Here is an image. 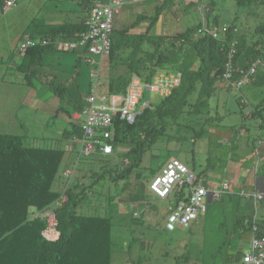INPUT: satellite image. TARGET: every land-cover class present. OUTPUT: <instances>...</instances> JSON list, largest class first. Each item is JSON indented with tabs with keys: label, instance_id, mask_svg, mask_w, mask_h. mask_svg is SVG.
<instances>
[{
	"label": "trees",
	"instance_id": "16d2710c",
	"mask_svg": "<svg viewBox=\"0 0 264 264\" xmlns=\"http://www.w3.org/2000/svg\"><path fill=\"white\" fill-rule=\"evenodd\" d=\"M77 1L89 14L94 0ZM256 2L264 5V0H236L237 6ZM161 7L156 6L155 15L138 14L136 20L125 28L116 30L114 27L110 54L102 60L108 70L118 71L105 84L107 93L124 92L133 76L146 82L160 72H179L182 77L179 86L168 97L151 102L132 124L116 121L111 141L112 154L97 155L101 158L113 154L123 157L121 167L113 169L119 178L129 176L140 165L145 151L168 129L173 126L183 127L182 122L186 117L198 116L203 108L208 107L207 99L213 93L216 83H224L222 73L234 38L232 31L222 42L195 36L202 23L175 35H152L150 32ZM204 16L207 19V14ZM143 21H149L146 29L133 32ZM84 22L79 27L69 24L39 26L32 23L29 30L41 34L39 37L42 38L59 34L73 37L84 29ZM217 22L215 18L213 25ZM224 24L236 26L232 23ZM253 30L249 41L245 34L235 36L238 45L234 61L238 67H247L261 54L264 20ZM51 48L36 46L28 49L23 65L26 69L39 65L43 53ZM83 106L84 102L72 103L73 111L76 112L81 111ZM263 109L256 114L262 120ZM73 121V136L81 137V126L76 120ZM62 162L61 150L27 148L22 146L19 136H0V264H111L110 256L114 247L111 219L83 216L77 212V207L98 179L89 186H85L79 179L71 183L74 174L62 176L65 170L60 173ZM259 171L264 174V164L257 169ZM195 176L206 184L201 174ZM58 178L62 180L59 193L54 189ZM63 193L66 199L61 202ZM46 209L55 213L58 236L54 240H48L42 234L46 228L45 219L32 218L34 212ZM244 219L235 220L236 225L241 221L244 223Z\"/></svg>",
	"mask_w": 264,
	"mask_h": 264
},
{
	"label": "rangeland",
	"instance_id": "374dc122",
	"mask_svg": "<svg viewBox=\"0 0 264 264\" xmlns=\"http://www.w3.org/2000/svg\"><path fill=\"white\" fill-rule=\"evenodd\" d=\"M156 5L162 7L151 29L152 35H175L184 32L202 23L204 15L207 14L205 23L213 25L215 18L218 24L232 23L238 28L239 34L247 35L249 41L254 27L264 20V5L257 2L237 6L236 0H126L118 15V29L131 24L138 14L155 15ZM148 24L149 21L141 22L133 32L144 31ZM260 53L258 57L264 59V44L260 47ZM77 68L80 89L74 86L75 79H72L73 73L70 71L71 74H68L67 78L72 85L71 93L64 91L56 94L54 98L50 96L42 100L43 105H58L56 109L66 117L65 127L63 123H57V119H53L54 123L49 125L52 130L46 129L44 136L55 131L61 135L64 128L73 129L74 125L68 117L73 113L72 103L82 102L90 89L88 67L82 64ZM117 74V70H108L105 64H102L99 90L105 92L109 77H115ZM254 81L255 79L239 90L234 87L227 88L222 82L216 83L213 93L207 99L208 107L203 108L198 116L186 117L182 122L183 127L173 126L168 129L166 134L159 137L155 144L145 151L140 165L127 177L119 178L113 171L116 166L121 167L123 157L120 155L113 154L111 157L101 158L96 153L79 160L78 144L72 145V153L64 150L60 170L69 168L73 171L71 183H76L79 179L85 186H89L98 179L77 207L78 214L111 219L112 237L114 244L119 247L127 236L153 235L159 238L153 242L152 258L155 259H152V262L155 264L162 258H171V253L175 251L173 244L171 246L161 242L168 236L178 240L185 236L191 237V242L187 243V252L191 251V257L180 262L177 260L176 264H237L241 249L247 247L249 233L247 234L246 225L242 221L239 225H244L246 231L245 234L241 233V229L235 224V218L240 213L237 210L239 204H245L243 201H247L240 192H248L251 185L246 170H252L253 159L256 161L257 158L253 156L252 144L256 140L255 125L259 123V119L247 118V115L254 110L256 97L261 96L264 103V83L252 85ZM144 97L150 98L152 102L157 99L155 94H145ZM241 98H244L243 105L240 103ZM74 116H77L76 112L72 114L73 120ZM227 126H231L232 130ZM39 134L41 133L37 132L35 140L29 137L21 138L22 146L33 149L50 148L40 139ZM226 138H231L232 141L228 143ZM232 143L237 146L236 149H231ZM170 160L185 164L196 174H201L208 191L221 192V197L208 202L206 213L193 221L188 229H165V222L158 218V213L166 212L171 204L157 201L151 209L152 216L148 218L155 223H146L145 213L140 211V217L133 216L132 205L123 198L129 197V194L138 189H145L148 182L158 175ZM102 174L103 177L99 178ZM224 184H227L228 190H223ZM54 189L60 192L59 187ZM133 204L136 205V202ZM249 211L250 215L253 213L255 220L256 217L264 220V201H258L257 205L251 203Z\"/></svg>",
	"mask_w": 264,
	"mask_h": 264
},
{
	"label": "crops",
	"instance_id": "0c3cea01",
	"mask_svg": "<svg viewBox=\"0 0 264 264\" xmlns=\"http://www.w3.org/2000/svg\"><path fill=\"white\" fill-rule=\"evenodd\" d=\"M8 1L12 0H0V136L29 137V139L35 140L37 132H40V139H43L46 146L50 147L42 149L67 150V153H72V140L75 137L73 136L74 129L64 128L61 135L55 131L51 132L50 135L44 136L46 129L52 130L49 129V125L54 121L53 119H57V123H63L64 126L66 117L62 113L60 114L58 109H56L58 105H55V103L43 105L42 100L50 96L54 98L56 94L64 91L71 93L70 87L72 85L68 82L67 78V75L71 74L70 71L73 73L72 79H75L74 86L80 89V82H77V74H79L77 66L79 67V65L84 64L82 62V54L79 52L51 48L43 53L39 65L26 69V66L23 65L25 53H20L18 51V46L26 37L37 38L41 36L39 33H31L29 30L30 24L36 23L39 26L69 24L79 27L84 21L83 19L88 15L87 10L77 0H14L13 6L6 7L5 4ZM121 1L124 4L126 0ZM149 8H152V4ZM118 15L115 17L116 19H114V27L116 30H119L117 27ZM205 19L204 17L202 22ZM263 74L264 72H260V74L254 78L255 81L252 85L264 83ZM262 100L261 96L256 97L254 100L256 106H254V110L247 115V118H258L259 123L255 125L257 129L256 140L254 139L255 141L252 144V149L254 150L253 156L255 158L257 156V158L256 161L253 159L252 170H246V172L249 173L247 178L251 181L249 191H258L264 194V174L261 171H259V173L257 172V169L264 164V120L256 115L259 110L264 108ZM83 102L84 98L82 99V104ZM240 103L243 105L244 98H241ZM72 112L74 113L76 111ZM262 116L264 118V113H262ZM71 117L72 116H70V122L74 125V121ZM227 127L232 130L231 126ZM231 138H226L225 141L229 143L232 141ZM236 148L237 146L232 143L231 149ZM62 170H60V173ZM61 181L62 180L58 178L54 188L58 189ZM123 198L132 205L131 209L134 210L133 216L140 217V211L145 213L144 222L146 223H155V221H149L148 218L152 216L151 209H153V205L157 203V201L171 204L166 212L158 213V218L163 219L164 222L167 213L170 212L178 202L176 201V196H171L165 200H159L147 190V187L143 190L138 189V191L129 194V197L124 196ZM211 201V199L208 200V202ZM263 201L264 199L262 202ZM133 202H136V205H134ZM243 203L245 204L239 205L237 210L240 213H238L236 217L237 219L245 218L244 225H246L247 234L249 233V241L247 242V247L241 249L237 264H242L243 253L249 248L250 234L252 231L251 224H256L259 229L258 232L264 233V220L256 217L254 222L252 218L253 213L251 215L249 213L251 202L243 201ZM144 222L140 223L143 224ZM247 224H249V226H247ZM137 225H139V222ZM244 225L237 224L243 234H245L246 231L244 230ZM249 227L250 229H248ZM47 234L52 240L56 239L58 236L57 233L53 231ZM155 239L159 238L153 235H140V237H137V235L127 236L122 246L119 247L116 243L114 244L110 256V263L155 264V262H152V259H155L152 258L153 242ZM161 242L170 244L171 246L173 244L175 251L171 253V258H162L157 264H176L177 260V262H180V260L182 261L185 258L191 257V251L187 252V243L191 242V237L185 236L178 240L168 236Z\"/></svg>",
	"mask_w": 264,
	"mask_h": 264
},
{
	"label": "built area",
	"instance_id": "2783aa9c",
	"mask_svg": "<svg viewBox=\"0 0 264 264\" xmlns=\"http://www.w3.org/2000/svg\"><path fill=\"white\" fill-rule=\"evenodd\" d=\"M13 5L14 0L5 4L6 7ZM122 5L121 0H94L90 13L84 19V29L73 37L62 34L47 38L26 37L18 46L20 53H25L36 46H51L54 49L82 54V62L89 69L90 90L84 97L83 108L76 112L77 116H74L82 130V136L74 137L72 140V144L79 145V160L95 153L102 156L111 155L113 152L111 141L114 137L116 121L132 124L152 102L150 98L145 99V94H155L157 98L168 97L171 91L179 86L182 79L179 72H160L155 74L149 82L133 76L122 93L114 94L99 90L102 60L110 54L114 19L121 12ZM230 31L234 38L227 53L222 80L227 87L239 90L264 70V59L255 58L247 67L236 66L234 56L238 45L235 37L239 34L237 27L224 23L209 25L203 21L194 35L222 42ZM72 173L71 169H65L62 176L69 177ZM195 175L194 170L187 165L170 160L162 167L160 173L148 182L147 190L156 198L165 200L176 196V199H179L175 207L166 215V230L189 228L193 221L206 213L209 199L221 197V192L208 191ZM223 190H228L227 184L223 185ZM240 193L254 205L264 199L262 192L241 191ZM65 199L63 193L60 201ZM33 217L45 219L46 228L42 234L46 239L52 240L47 233L56 232L55 213L46 209L34 212ZM253 221L255 222V216ZM251 228L249 248L243 253L242 264H264V233L258 232L256 224H252Z\"/></svg>",
	"mask_w": 264,
	"mask_h": 264
},
{
	"label": "bare ground",
	"instance_id": "6f19581e",
	"mask_svg": "<svg viewBox=\"0 0 264 264\" xmlns=\"http://www.w3.org/2000/svg\"><path fill=\"white\" fill-rule=\"evenodd\" d=\"M252 218H253V217H252ZM250 219H251V218H250ZM250 219H249V220H250Z\"/></svg>",
	"mask_w": 264,
	"mask_h": 264
}]
</instances>
